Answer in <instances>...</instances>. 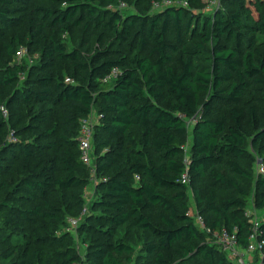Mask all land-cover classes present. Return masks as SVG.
<instances>
[{
  "label": "trees",
  "instance_id": "trees-1",
  "mask_svg": "<svg viewBox=\"0 0 264 264\" xmlns=\"http://www.w3.org/2000/svg\"><path fill=\"white\" fill-rule=\"evenodd\" d=\"M30 1L32 13L21 23ZM131 1L0 0V51L11 57L26 46L39 57L23 84V64L8 59L0 70V101L22 111L11 125L0 113L1 148L24 158L41 153L21 133L11 137L26 120L25 128L46 139L41 147L55 150L59 160L57 172L41 170L40 180L18 171L0 178L3 264L79 261L60 204L84 209L91 169L78 137L81 120L94 113L103 115L93 139L98 196L86 216L105 226L104 236L88 239L94 258L152 264L137 262L122 228L150 237L142 249L154 264H234L216 232L249 246L254 224L246 208L256 187L264 198V173L256 175L257 162L264 164V125L255 96L264 89V0H221L211 11L209 0H173L159 10L156 0H134L141 10L128 16L114 7ZM137 33L140 52H127ZM114 68L117 75L105 81ZM57 122L65 141L60 151L48 142ZM250 148L261 157L255 173L245 163ZM190 184L211 233L188 214ZM259 224L264 238V220Z\"/></svg>",
  "mask_w": 264,
  "mask_h": 264
},
{
  "label": "rangeland",
  "instance_id": "rangeland-1",
  "mask_svg": "<svg viewBox=\"0 0 264 264\" xmlns=\"http://www.w3.org/2000/svg\"><path fill=\"white\" fill-rule=\"evenodd\" d=\"M210 1V0H209ZM206 7L207 11H211L212 5L209 3ZM26 7V10L24 12H21V23L24 21H27L31 14L32 10L34 8V4L32 1L24 5ZM123 12L128 15H133L136 12H139L141 10V5L134 0L127 3L126 8L122 9ZM138 33L135 35L134 39H130L127 46H125L124 50H127V52H133V54H136L140 52L139 50V37ZM67 42L72 45V41L69 37L66 38ZM171 40V39H170ZM26 51L25 55L23 57H17V56H8V54L5 51H0V70L4 66V63L9 59L11 60V64H23L26 69L20 73V80L19 84H23V81L25 78H30L32 72L36 69V65L39 62L38 55H30L27 47H23ZM256 97L258 98V106H259V125H264V89L257 90L255 93ZM255 101L252 100V104H254ZM6 104L4 101H0V105ZM10 112V117L8 119L9 125L12 124V122L16 119L17 115L21 114V109L16 104L8 105L7 106ZM96 116V113H95ZM93 116V118H95ZM31 125H35L36 123L34 121L30 122ZM57 124V131L54 133V135L48 140V142H55L57 144V148L60 151L63 146L65 145V141L62 139L63 129L59 122ZM14 130L15 132H11V137L14 135H20V140L27 141L30 139L31 149L35 152L41 151V153L30 156L28 158L20 157V155H10L9 150H4L1 148L2 145H0V178H5L8 175L14 173L15 171L18 172H25L30 175V177L34 178V180H40L41 176L39 175L41 170H44L45 174H55L59 168V160L57 159V152L51 148L48 147H41L44 144H46L47 140L44 138H37L33 137L31 135V132H29L28 128L26 127V120L24 122H21L17 125ZM38 132V130H37ZM34 134V132H33ZM36 134V131H35ZM191 135V133L189 134ZM249 138H251V135H249ZM101 140V135L97 136L95 140V149H97L96 142ZM191 144V136L188 139V143L186 144V149L190 148ZM12 150V149H11ZM100 153H104L107 151V148L98 149ZM187 154V151H185V155ZM17 155V156H16ZM261 157L259 154L253 149L250 148L248 157L246 158V164H248L251 168H253L255 173V167L256 162ZM257 175V171H256ZM99 178V175L97 172L92 173L88 185L86 186L84 193H83V200H84V207H87L89 209L90 203L94 198L98 196L97 190H96V182ZM191 183V182H190ZM7 191H5L3 194H6ZM262 190L258 187H256V192L251 197V201L249 205L246 208V211L252 214L251 219H257L260 222L264 220V206L259 207L257 206V203L259 204L262 200L264 201V198L261 197ZM189 197H190V210L196 213V202L194 198V186L190 184L189 188ZM60 207L63 210V216L65 220V232H68L74 236L73 243L77 250V254L79 256V261L77 264H101L100 261L96 258H94L93 254L88 248V239L93 234L94 236H104L103 235V229L104 224L97 223L92 219H88L87 216L84 218L81 223H79L78 226H71L70 225V219H80L82 210L77 209L76 207H69L68 204L63 203L60 204ZM155 210H151L148 212V214H151L155 218ZM2 214V211H1ZM1 224V219H0ZM3 224V222H2ZM90 226V228H88ZM121 236L126 238V241L131 242L137 250V262H151L154 264L153 259L148 256L146 253L143 252L142 244L145 241H150V237L145 234L144 232L134 229V228H122L118 232ZM60 234V233H59ZM228 260L234 264H257V257H259L258 252H252L249 253L245 249L231 245L230 248L226 250ZM138 254H141L138 255Z\"/></svg>",
  "mask_w": 264,
  "mask_h": 264
},
{
  "label": "built area",
  "instance_id": "built-area-1",
  "mask_svg": "<svg viewBox=\"0 0 264 264\" xmlns=\"http://www.w3.org/2000/svg\"><path fill=\"white\" fill-rule=\"evenodd\" d=\"M221 0H210L209 3L214 6V5H219ZM176 4L173 0H156L153 3V9L154 10H159L162 8H165L167 6ZM179 4H182L183 6H188L187 1H182ZM127 3L125 2H120L117 6L118 9H123L126 8ZM110 8H113L112 5L109 6ZM26 51L23 47L19 48L16 52L17 57H23L25 55ZM119 72L118 69L114 68L111 72L110 75H107L105 77V81L110 80L112 77L116 76L117 73ZM66 82H72L70 78L66 79ZM0 113L2 117L5 120H8L10 117V112L8 107L5 104L0 105ZM94 114H91L89 117L84 118L81 120L80 123V130H79V137H78V142H79V149H80V154H81V159L85 165H87L90 169L91 172L94 173L96 172L95 165H94V149H93V139H94V132L96 126L99 124L100 120L102 119L103 115H98L96 114L95 118ZM257 173L261 174L264 173V164L262 163L261 160L257 162ZM137 179H140L139 176H136ZM182 182L185 184H188L190 182V174L186 172L183 177H182ZM88 214V209L87 207H84L81 213V218L80 219H70V225L73 226H78L79 223L86 217ZM188 214L193 216L195 223L197 224L198 228L202 232L206 233H211L212 230L206 225V221L204 217L196 211L194 213L193 211L189 210ZM245 215L247 217H252V214L249 213L248 211L245 212ZM253 229L252 233L250 235V243L249 246L245 249L247 252L252 253V252H258L259 257H257V264H264V238L261 235L260 232V224L257 219H253ZM216 236L217 242L222 244L224 249L227 250L230 248L231 245L238 246L237 239L234 235H230L227 231H223L222 233H214ZM0 264H3V259L1 256L0 252Z\"/></svg>",
  "mask_w": 264,
  "mask_h": 264
}]
</instances>
